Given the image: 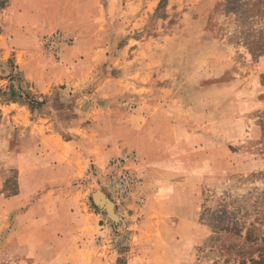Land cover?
Segmentation results:
<instances>
[{
    "label": "rangeland",
    "instance_id": "obj_1",
    "mask_svg": "<svg viewBox=\"0 0 264 264\" xmlns=\"http://www.w3.org/2000/svg\"><path fill=\"white\" fill-rule=\"evenodd\" d=\"M261 51L264 0H0V264H255Z\"/></svg>",
    "mask_w": 264,
    "mask_h": 264
},
{
    "label": "built area",
    "instance_id": "obj_2",
    "mask_svg": "<svg viewBox=\"0 0 264 264\" xmlns=\"http://www.w3.org/2000/svg\"><path fill=\"white\" fill-rule=\"evenodd\" d=\"M134 161L132 154H124L108 163L110 192L118 200L129 196L134 189L136 178L130 166Z\"/></svg>",
    "mask_w": 264,
    "mask_h": 264
},
{
    "label": "trees",
    "instance_id": "obj_3",
    "mask_svg": "<svg viewBox=\"0 0 264 264\" xmlns=\"http://www.w3.org/2000/svg\"><path fill=\"white\" fill-rule=\"evenodd\" d=\"M262 52H264V51H261V53ZM246 233H247V235L245 237V241L256 242L258 240V238L256 236H251V234L248 231ZM259 239H261V242H262L263 246L259 248L260 253L258 255V259L257 260H253L252 259V261L255 264H264V253L262 252V251H264V237L263 238H259Z\"/></svg>",
    "mask_w": 264,
    "mask_h": 264
},
{
    "label": "crops",
    "instance_id": "obj_4",
    "mask_svg": "<svg viewBox=\"0 0 264 264\" xmlns=\"http://www.w3.org/2000/svg\"><path fill=\"white\" fill-rule=\"evenodd\" d=\"M48 13H49V17H51V16L54 15V12H48ZM127 85H129V88L131 87V89H132L134 92L139 93L140 88H141L140 85H138V84L135 85L133 82H131V83L128 82ZM129 88H128V90H129ZM111 93H112V92H111ZM109 95H112V94H109Z\"/></svg>",
    "mask_w": 264,
    "mask_h": 264
},
{
    "label": "water",
    "instance_id": "obj_5",
    "mask_svg": "<svg viewBox=\"0 0 264 264\" xmlns=\"http://www.w3.org/2000/svg\"><path fill=\"white\" fill-rule=\"evenodd\" d=\"M98 194H101V193H98ZM101 195H102V194H101ZM102 196H103V195H102ZM96 198H97V197L95 196V201L98 202V204H99L100 206L106 207L105 205H106V202H108V201L105 199L104 196H103V201H98Z\"/></svg>",
    "mask_w": 264,
    "mask_h": 264
},
{
    "label": "bare ground",
    "instance_id": "obj_6",
    "mask_svg": "<svg viewBox=\"0 0 264 264\" xmlns=\"http://www.w3.org/2000/svg\"><path fill=\"white\" fill-rule=\"evenodd\" d=\"M101 197V196H100Z\"/></svg>",
    "mask_w": 264,
    "mask_h": 264
}]
</instances>
